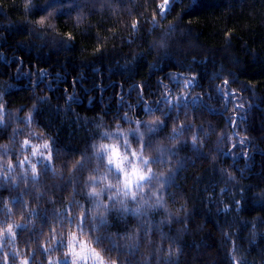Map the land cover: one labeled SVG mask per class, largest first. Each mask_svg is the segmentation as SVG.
Returning a JSON list of instances; mask_svg holds the SVG:
<instances>
[{"label": "trees", "instance_id": "obj_1", "mask_svg": "<svg viewBox=\"0 0 264 264\" xmlns=\"http://www.w3.org/2000/svg\"><path fill=\"white\" fill-rule=\"evenodd\" d=\"M101 2L104 11L92 15L96 27L104 33L117 28L121 38L128 36L133 43L120 46L114 39L104 52L90 55L81 52L79 38L72 49L35 40L22 19L51 6L60 9L63 19L82 0H34L26 12L24 0H0V91L17 103L36 100V118L53 131L54 150H63L58 158L88 144L96 134L93 123L98 114L110 120L124 117L125 112L143 118L167 110L164 132L177 111H191L210 136L202 149L181 146L184 161L172 183L189 197V228L183 239L175 237L181 256L168 264H232L226 228L237 251L244 254L241 264H264V0H168L164 12L158 7L164 0ZM153 12L162 23L174 21L178 39L184 30L183 52L174 49L168 58H154L145 51ZM141 13L139 36L132 37L130 27H119L122 20L126 23L131 15ZM228 32L231 36L226 40ZM88 33L84 39L91 42L94 29L90 27ZM189 45L196 46L191 64ZM133 47L144 53L135 62ZM169 71H176L178 78L172 79ZM185 71L200 73L190 85L199 95L190 92L169 104L162 83L178 90L179 74ZM5 194L16 197L14 206L22 204L19 194L0 178V202ZM224 204L229 205L227 210ZM50 214L45 209L34 213L43 225ZM18 235L21 242L35 238L24 227Z\"/></svg>", "mask_w": 264, "mask_h": 264}, {"label": "clouds", "instance_id": "obj_2", "mask_svg": "<svg viewBox=\"0 0 264 264\" xmlns=\"http://www.w3.org/2000/svg\"><path fill=\"white\" fill-rule=\"evenodd\" d=\"M46 2V0H45ZM168 0H164L167 4ZM34 0H24L26 12ZM101 0H82L69 15L60 18V9L48 7L35 16L22 19L30 25L29 36L53 46L72 49L79 38L82 53L97 55L104 52L114 39L132 44V38L120 37L117 28L102 32L92 20L93 13L103 12ZM161 12L164 7L158 4ZM118 6L112 8L115 17ZM140 16L131 15L121 29L131 28L132 37L139 36ZM145 51L154 58H168L175 49L183 52L177 38L174 21L162 23L155 12L148 21ZM94 29L91 42L85 41L89 28ZM231 32L226 34V40ZM116 46V45H113ZM189 63L195 61L196 46ZM144 53L131 49V61ZM188 55V53H184ZM176 80L178 73L169 71ZM196 71L179 74L180 87L172 90L162 83V94L172 104L183 97L199 95L190 85L199 78ZM161 83L162 78H157ZM139 86V85H138ZM37 102L17 103L0 91V178L5 187L14 189L22 200L14 206V196L5 194L0 210V264H168L179 260L181 244L189 228V197L185 189L172 183L181 169L184 157L181 146L203 148L209 131L197 123L191 111L172 116L152 112L141 117L110 120L98 114L86 146L78 152L58 155L54 150L55 135L36 118ZM126 117V118H125ZM223 132L218 135L223 136ZM247 137H244L246 139ZM215 156L212 157L214 161ZM231 177V174H229ZM234 178V177H232ZM229 205L224 204V209ZM45 209L49 215L46 225L39 224L34 215ZM175 225V227H174ZM26 228L35 238L21 242L19 229ZM253 234L255 225H252ZM175 234V236L173 235ZM229 237L228 254L232 264H241L244 254L237 251L236 241ZM42 250L43 255L39 253ZM14 257V261L12 259ZM34 258V259H33Z\"/></svg>", "mask_w": 264, "mask_h": 264}, {"label": "rangeland", "instance_id": "obj_3", "mask_svg": "<svg viewBox=\"0 0 264 264\" xmlns=\"http://www.w3.org/2000/svg\"><path fill=\"white\" fill-rule=\"evenodd\" d=\"M167 5H168V2H167V4L163 3L162 6L164 7V11H165V9L167 8ZM164 11H163V12H164Z\"/></svg>", "mask_w": 264, "mask_h": 264}, {"label": "bare ground", "instance_id": "obj_4", "mask_svg": "<svg viewBox=\"0 0 264 264\" xmlns=\"http://www.w3.org/2000/svg\"><path fill=\"white\" fill-rule=\"evenodd\" d=\"M209 93V92H208Z\"/></svg>", "mask_w": 264, "mask_h": 264}]
</instances>
